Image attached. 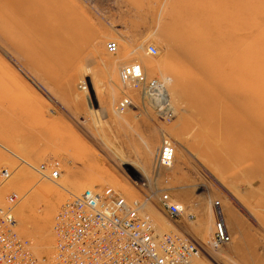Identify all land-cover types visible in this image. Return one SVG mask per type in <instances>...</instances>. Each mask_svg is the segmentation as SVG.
I'll return each instance as SVG.
<instances>
[{"label":"rangeland","instance_id":"rangeland-1","mask_svg":"<svg viewBox=\"0 0 264 264\" xmlns=\"http://www.w3.org/2000/svg\"><path fill=\"white\" fill-rule=\"evenodd\" d=\"M134 61L168 79L169 118L123 88L120 66ZM259 74L264 91V0H0V203L36 264H52L53 219L71 196L38 194L52 184L35 169L42 162L71 194L89 186L145 199L158 230L207 246L218 200L231 239L225 256L208 246L198 263L264 264V98H237ZM125 94L133 104L117 112ZM163 134L175 157L157 167ZM164 191L184 203L180 215L161 208ZM26 195L30 215L48 218L46 247L21 222Z\"/></svg>","mask_w":264,"mask_h":264},{"label":"built area","instance_id":"built-area-1","mask_svg":"<svg viewBox=\"0 0 264 264\" xmlns=\"http://www.w3.org/2000/svg\"><path fill=\"white\" fill-rule=\"evenodd\" d=\"M147 51L155 53L157 49L150 44ZM119 71L123 88L136 87L161 117L169 118L172 109L165 100L167 89L159 87L155 78L146 77L137 62L122 64ZM132 100L125 94L115 108L122 111L133 104ZM175 151L173 142L163 138L157 147L155 166H169ZM49 167L48 162H42L37 171L43 177L59 174L58 169L49 170ZM9 174L8 168L1 169L2 177ZM15 197L11 195L10 199ZM159 203L169 216L180 215L184 210L183 203L172 199L167 191L160 194ZM214 204L218 214L210 244L217 248L228 243L231 236L219 201ZM188 215L194 216L191 212ZM14 223L11 205L0 203V264H36L29 239L18 234ZM52 231L55 237L52 264H200L196 258L208 248L206 243L193 240L181 231L157 230L153 221L139 210L138 200L128 201L119 193H102L95 187L84 188L60 204Z\"/></svg>","mask_w":264,"mask_h":264},{"label":"bare ground","instance_id":"bare-ground-1","mask_svg":"<svg viewBox=\"0 0 264 264\" xmlns=\"http://www.w3.org/2000/svg\"><path fill=\"white\" fill-rule=\"evenodd\" d=\"M22 16V15H21ZM71 30V29H70ZM56 34V33H55ZM186 55H189L188 52H185ZM190 56V55H189ZM134 62H137L139 63V65L143 68V72L144 74L146 75V77L150 78V76L146 73L143 65L141 62L139 61H134ZM155 78V80L157 81L159 87L161 88H164V89H167V93L166 95L164 94L165 96V100L168 101V108H171L173 110V106L171 104V96H170V91H169V84H168V79L167 78H164V77H153ZM259 79H260V82L258 84H255V85H252L250 84L248 87H246V85L244 86L246 88V90L248 91L249 95L248 94H245L244 93H239V96L237 98H240L241 100L242 99H246L247 101L251 102H258L259 103V107L262 103V100L264 98V91L262 90V86L260 84H262V75L259 74ZM124 85V84H123ZM126 86V85H124ZM251 86V87H250ZM240 88V87H239ZM255 88H259V89H255ZM253 89V90H252ZM245 91V90H244ZM240 92V91H239ZM245 100V101H246ZM117 112H121L120 110H116ZM174 111V110H173ZM168 139L169 141L173 142V139L168 135V134H163L162 136V139ZM173 145L174 147L176 148L175 146V143L173 142ZM255 145V143L252 144V147ZM49 164V162H48ZM171 165V164H170ZM165 167V166H163ZM35 169L37 170V168L35 167ZM51 169V167H49V170ZM57 169V168H56ZM49 173L51 171H48ZM60 173V171H59ZM59 174H57L55 177L53 176H48L49 179H52V184H48V185H45V186H42L41 187V190L38 194H41V195H45L48 193V195L51 196V193L54 192V191H57V190H61V191H66V192H71V193H74L72 191V188L70 185H68L64 180H56L54 178H56ZM58 179V178H57ZM87 187V186H86ZM89 187V186H88ZM103 192V191H102ZM70 195H74V194H71ZM80 193V192H79ZM79 193H76V194H79ZM25 196V195H24ZM171 196V195H170ZM7 198V197H6ZM127 200V199H126ZM146 200L144 199V202H139V210L141 212H144L143 211V206L145 205ZM32 202L30 200V198L26 195V197H24L21 202L17 205V209H18V213L21 217V222H23L29 229H32L33 231V234H35L34 238L35 239H39V236L41 238V241H43L45 239V236H46V233H45V224L47 222V216L42 218V217H38V216H41V215H37V216H34L32 217L30 215V211H29V208L31 206ZM184 205V203H183ZM53 206H51V209H52ZM221 208V207H220ZM51 209L49 210V212L51 211ZM48 213V211H46ZM159 216V215H158ZM154 222V224L156 223V220H152ZM162 221V220H161ZM158 222V220H157ZM163 222V221H162ZM160 224V222H158ZM156 226V224H155ZM157 230H158V227L156 226ZM39 235V236H38ZM187 235V234H186ZM38 243V242H37ZM43 244H44V241H43ZM208 246H210L213 249H219L217 250V254L220 255V256H225V253L224 251L220 250V247H212L211 244L209 243ZM43 247H46V245L44 244ZM204 255L202 256H198V258H202ZM205 264V263H204Z\"/></svg>","mask_w":264,"mask_h":264}]
</instances>
